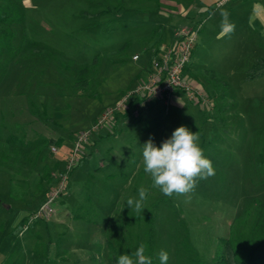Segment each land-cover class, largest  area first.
I'll use <instances>...</instances> for the list:
<instances>
[{
	"label": "rangeland",
	"instance_id": "1",
	"mask_svg": "<svg viewBox=\"0 0 264 264\" xmlns=\"http://www.w3.org/2000/svg\"><path fill=\"white\" fill-rule=\"evenodd\" d=\"M19 1L25 19L12 42L16 54L0 57V125L8 128L1 137L24 131L26 140L60 141L40 147L37 158L25 146L14 168L0 167V264L8 257L23 264H114L140 243L146 255L151 244L153 264L161 249L169 253L167 264H209L219 238L237 221L264 226V74L244 79L264 57V0L219 7L210 0L211 11L188 17V0ZM225 10L235 24L230 35L221 32ZM188 22L199 27L185 75L208 94L209 104L182 95L167 105L146 102L137 114L132 104L129 114L117 115L83 143L90 155L69 172L52 216L32 218L58 184L76 134L142 79L151 50L170 44ZM29 41L55 49L64 62L37 56ZM85 65L88 87L80 91L74 82ZM180 126L199 133L215 175L169 198L144 172L142 146L151 137L159 147ZM141 186L148 193L137 215L126 201L138 198Z\"/></svg>",
	"mask_w": 264,
	"mask_h": 264
},
{
	"label": "trees",
	"instance_id": "2",
	"mask_svg": "<svg viewBox=\"0 0 264 264\" xmlns=\"http://www.w3.org/2000/svg\"><path fill=\"white\" fill-rule=\"evenodd\" d=\"M212 5L213 4L209 6V8L207 9L208 11L212 10ZM101 13L102 11H99L95 15H99ZM24 19V7L21 5L19 0H0V57H9L12 54H16V49L12 42L16 38L17 26L23 25ZM29 42L30 45L34 47V52L37 56L42 57L47 61L56 60L59 65L64 62L63 55L57 52L55 49L50 48L46 44L42 45V47L38 46L39 43L37 41ZM67 64L69 63L67 62ZM88 68L89 66L85 65L78 69V77L77 79H75L74 84L75 86L81 87L80 91H86V88L88 87V82L86 79V74L89 70ZM263 74L264 57L261 56L258 57L255 62L247 69L244 79L251 80L260 77ZM40 84L41 82H38V85ZM195 104L200 105L197 103ZM30 111L36 115L40 113V111L34 109V107H32ZM129 112L130 108L122 113L116 114L115 117L117 115H121L124 117L129 114ZM6 129H8L6 125H0V167L8 169L9 171L14 168L13 164H16V162H18V155L26 152V150L24 151L23 147L30 146L31 148H29V150L31 149L34 152L35 157L37 158L40 157V154H42L40 151V147L45 148L50 144H57L60 141L58 139L43 138L40 136L39 139L35 138L26 140V134L24 131H21L20 134L15 132H8L5 133V137H1V133ZM110 134L111 133H108V135ZM95 141L97 140L91 142V149ZM32 143H35V146L38 148L35 149V146L32 145ZM88 155L90 154H86L85 152L81 153L78 156V161L75 167L80 164L81 159L87 158ZM47 168L48 166L45 165L43 171ZM13 195L16 196L15 194ZM246 212H248V209L246 210ZM262 226V221H252L250 224H247V222H243L240 220L237 221V223L233 226V228H231L226 236L219 238L209 264H264V226ZM151 252L152 247L151 244H149L147 255L151 256ZM112 261L114 264H117L118 262L116 258ZM5 264H23V262L20 259H11L10 257H8V260ZM196 264L205 263L199 261L196 262Z\"/></svg>",
	"mask_w": 264,
	"mask_h": 264
},
{
	"label": "built area",
	"instance_id": "3",
	"mask_svg": "<svg viewBox=\"0 0 264 264\" xmlns=\"http://www.w3.org/2000/svg\"><path fill=\"white\" fill-rule=\"evenodd\" d=\"M226 1L228 0H216L214 6L219 7ZM198 27H178L174 33V40L150 60L145 77L124 91L112 105L106 107L89 128L76 134L72 154L64 169L58 173V184L48 192L32 218L49 219L52 216L54 212L52 204L63 193L69 172L75 167L78 156L84 152L83 143L87 142L89 137L100 128L110 125L115 115L129 109L132 103L135 105L133 114H137L139 107L146 102L161 101L167 105L177 94L185 95L189 101L201 106L209 104V98L204 90L194 85L185 75L197 38ZM132 59H138V55H133ZM51 150L56 151V148L52 146ZM28 223L22 226L19 234L28 228Z\"/></svg>",
	"mask_w": 264,
	"mask_h": 264
},
{
	"label": "clouds",
	"instance_id": "4",
	"mask_svg": "<svg viewBox=\"0 0 264 264\" xmlns=\"http://www.w3.org/2000/svg\"><path fill=\"white\" fill-rule=\"evenodd\" d=\"M221 32L230 35L235 24L229 20V13L221 12ZM199 133L191 132L186 126L176 128L171 137L162 141L158 147L150 137L142 146L144 172L152 179V187L159 189L171 198L174 194L182 195L193 192L199 180H206L215 175L210 159L206 158L199 146ZM148 189L141 186L138 198L129 197L126 207L141 214ZM125 208V207H124ZM123 208V209H124ZM122 209V210H123ZM147 245L140 243L130 254H122L117 264H153V258L146 255ZM159 264H167L169 253L161 249L158 253Z\"/></svg>",
	"mask_w": 264,
	"mask_h": 264
},
{
	"label": "crops",
	"instance_id": "5",
	"mask_svg": "<svg viewBox=\"0 0 264 264\" xmlns=\"http://www.w3.org/2000/svg\"><path fill=\"white\" fill-rule=\"evenodd\" d=\"M189 2H190V4L187 6V7H185L186 9L184 10V11H186L185 13H184V15H185V17H188L189 16V14H191V13H202V12H204V11H208L207 9L209 8V6L211 5V4H213V2L214 1H210V0H188ZM191 20V19H190ZM191 21H193V20H191ZM182 26H194V24H192L191 25V22H190V24H189V22L186 24V25H182ZM162 48L163 47H159L157 50H155V49H152L151 50V57H150V60L154 57V56H157L159 53H160V51L162 50ZM150 63V62H149ZM145 74H146V72H145ZM143 77H145V75H143ZM142 77V78H143ZM179 96H182V94H178V95H175L173 98L174 99H178V98H180Z\"/></svg>",
	"mask_w": 264,
	"mask_h": 264
}]
</instances>
